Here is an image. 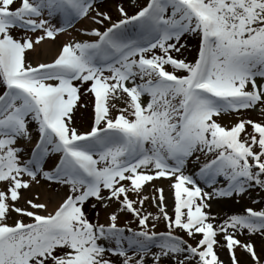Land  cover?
<instances>
[{
	"label": "snow or ice",
	"instance_id": "snow-or-ice-1",
	"mask_svg": "<svg viewBox=\"0 0 264 264\" xmlns=\"http://www.w3.org/2000/svg\"><path fill=\"white\" fill-rule=\"evenodd\" d=\"M106 8L0 0V264H264V0Z\"/></svg>",
	"mask_w": 264,
	"mask_h": 264
},
{
	"label": "bare ground",
	"instance_id": "bare-ground-1",
	"mask_svg": "<svg viewBox=\"0 0 264 264\" xmlns=\"http://www.w3.org/2000/svg\"><path fill=\"white\" fill-rule=\"evenodd\" d=\"M116 2V0H108L106 3L107 5V8L106 10H110L112 12L113 15H115V12H114V9L112 8V5ZM125 2L128 4L129 8H132L135 6V3H133V1L131 0H125ZM89 22L88 21H82L81 24H88ZM81 24H78L77 25V28L81 27ZM71 32V36H76V32H73L71 30H69ZM70 39V36L67 35V34H63V35H60L58 38H57V43L56 44H49V45H45L44 47H42L40 49V52H39V56L38 58L41 59V60H49L52 55L55 54L60 42H63V41H66ZM189 57H191V53H188L187 54ZM90 111V110H89ZM89 111H81V113H79L78 115V118H77V121L76 123L78 124V126L82 129H86L89 122H90V117H89ZM158 183H161V182H158ZM164 187H165V191H166V194L168 193V187H167V182L166 181H163L162 182ZM45 195H48V193H45ZM170 202V201H169ZM231 207V205H228V204H218L214 207V211H218L220 209H223L224 211H227V209ZM242 259L244 260H247V257L246 256H241ZM223 259L225 260V264H228V261H227V257L225 255H223Z\"/></svg>",
	"mask_w": 264,
	"mask_h": 264
},
{
	"label": "rangeland",
	"instance_id": "rangeland-1",
	"mask_svg": "<svg viewBox=\"0 0 264 264\" xmlns=\"http://www.w3.org/2000/svg\"><path fill=\"white\" fill-rule=\"evenodd\" d=\"M108 0H105V2H107ZM127 1V0H126ZM131 1H133V3H135V6L137 5V4H143L144 2H145V0H131ZM134 6V7H135ZM193 47H195V44H193ZM187 55V54H186ZM190 59H191V57H189ZM252 115H255V114H252ZM238 118H243V117H236V116H233V117H231V121L232 122H234L236 119H238ZM224 123H228L229 122V118L228 117H225V120L223 121ZM89 125H90V122H89V124H88V126H87V128L89 127ZM86 128V129H87ZM82 129V128H81ZM252 197L253 198H257L258 199V195L256 194V193H252ZM247 203H250V200H248V201H246ZM233 205H231V207H232ZM154 210V209H153ZM222 253H226V252H222Z\"/></svg>",
	"mask_w": 264,
	"mask_h": 264
}]
</instances>
